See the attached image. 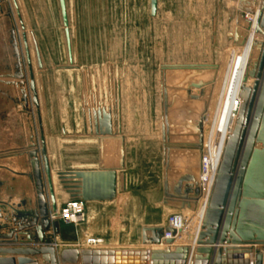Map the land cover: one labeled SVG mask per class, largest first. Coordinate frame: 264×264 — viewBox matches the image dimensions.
Segmentation results:
<instances>
[{
	"label": "water",
	"instance_id": "water-1",
	"mask_svg": "<svg viewBox=\"0 0 264 264\" xmlns=\"http://www.w3.org/2000/svg\"><path fill=\"white\" fill-rule=\"evenodd\" d=\"M16 10L21 43L10 12L3 9L0 0V19L7 20L12 53V73L0 74V79L18 90L14 105L22 103L28 116L33 105L39 128V140L30 128V144L25 153L9 157H28L30 171L26 175L33 187L32 205L27 211H15L10 218L0 216V264H264V251L256 253L253 247L264 248V0H238L234 14L236 28L229 38L234 48H244L254 29L252 54L240 91L242 101L238 119L229 136L215 184L198 234L195 250L185 247L166 250L114 251L67 249L59 253L47 235L54 232L62 240V223L52 221L58 211L53 170L48 150L43 116L33 65L28 33L17 0H11ZM261 1V2H260ZM66 40L68 62L57 70L72 71L75 65L70 20L66 0H59ZM152 18H157L159 0H150ZM249 16L257 17L256 22ZM233 18L230 20L232 21ZM37 67L44 63L35 36ZM22 48L24 54H22ZM218 65L173 64L162 66V148L164 166L163 205L180 211L197 212L203 190L198 171H202L205 141V119ZM185 75L186 80L170 84L171 74ZM212 74L211 80L202 77ZM214 77V79H213ZM252 80V86L248 82ZM6 83V82H4ZM198 91V94H195ZM84 129L98 139L99 169L95 171L57 172L59 184L69 200L84 203H113L118 199L122 185L126 187V138L115 125L114 112L104 107L83 111ZM119 145L112 158L106 150L111 142ZM182 230L171 225L144 227L142 245L145 247H172ZM75 243L76 241H65ZM219 247V248H214ZM235 247H246L236 249ZM245 249V250H243Z\"/></svg>",
	"mask_w": 264,
	"mask_h": 264
},
{
	"label": "rangeland",
	"instance_id": "rangeland-1",
	"mask_svg": "<svg viewBox=\"0 0 264 264\" xmlns=\"http://www.w3.org/2000/svg\"><path fill=\"white\" fill-rule=\"evenodd\" d=\"M121 1L125 0H95L96 10L99 14L102 10H110V15H117ZM85 2L72 0V6L75 7V3L81 6ZM137 2L143 10V18L138 20L142 26H137V38L141 41L73 43L75 65L80 69L61 71L56 68L69 62L56 3L53 5L52 0H20L56 188L61 187L57 172L88 171L99 167L98 139L90 136L93 128L89 121L88 135L85 134L84 110L111 109L118 131L128 138L126 187L121 184L118 201L96 205V210H90L92 217L87 215V221L79 226L83 230L80 242L87 244L90 238L101 239L103 248L115 247L112 239L117 236L124 239L131 234L136 238L142 226L155 223L160 216L169 220V214L185 213L163 205L162 66L204 64L220 67L205 119L206 137L215 129L219 132L218 139L231 109L233 77L237 76L245 58L244 48H234L233 42L229 41L236 28L237 0H216V3L214 0H162L155 22L149 16L150 0ZM3 9L12 14L19 31L12 1L3 0ZM72 13L76 19L85 14L73 9ZM1 22L5 23L3 19ZM106 22V27L97 30L108 31L110 38H130V33H125L121 25L122 19L111 17ZM4 23H0V32ZM92 30L91 27H80V36L86 38ZM0 34L1 39L3 33ZM32 34L40 48L43 71L37 67ZM3 39L0 49L10 46L6 42L7 36ZM253 40L249 39V43ZM20 44L22 47L21 41ZM118 91H121V102L117 98ZM15 96L19 97L18 90H15ZM19 105L23 108L21 114L27 115L21 102L14 106L16 113ZM31 108V116L27 115L28 128L29 131L32 129L37 143L36 108L33 105ZM96 139L97 144H92ZM67 200L63 199L58 207ZM166 208L169 214L163 212ZM49 235V242L54 244V232ZM85 247L81 245L82 249Z\"/></svg>",
	"mask_w": 264,
	"mask_h": 264
},
{
	"label": "crops",
	"instance_id": "crops-1",
	"mask_svg": "<svg viewBox=\"0 0 264 264\" xmlns=\"http://www.w3.org/2000/svg\"><path fill=\"white\" fill-rule=\"evenodd\" d=\"M20 8V0H17ZM67 6H68V13H69V20H70V30H71V38L72 43L77 42H110V41H129V42H139L142 39L137 38V26H142L141 23L138 22L139 19L143 18L142 15V7L137 0H125L121 1V4L119 5V10L117 11V15H110V10H102V14H99V10H96V3L95 0H86L85 3H83L81 6H79V3H75V7L72 6V0H66ZM238 1V0H237ZM216 3V0H214ZM261 2V1H260ZM13 3V2H12ZM53 3V0H52ZM56 3V4H55ZM161 3L162 0H159V9H158V16L160 15V9H161ZM56 5L57 8L60 11V4L59 0H55L53 5ZM151 6V5H150ZM237 6V2H236ZM55 7V6H54ZM72 9L75 11L82 10L85 12L79 19H76L73 17ZM61 15V11H60ZM149 16L152 21H156V18L151 17L150 7H149ZM84 17V18H83ZM111 17H118L119 19L123 20V23L121 24L124 26L125 33L128 34L130 38H110L108 31H99L97 28L100 27H106L108 23L106 22L107 19H110ZM1 19L5 21L1 22ZM0 19V23H4V26L1 28L3 33L1 36V39L3 42V36H7L6 42L9 43L10 37L7 30V20L3 16ZM82 19V21H81ZM85 22H84V20ZM62 20V17H61ZM24 21V20H23ZM12 22L15 24V22L12 20ZM25 23V22H24ZM19 24V23H18ZM26 26V25H25ZM18 27V26H17ZM63 27V23H62ZM80 27H88L93 28L92 31L88 34L86 38L84 36H80ZM130 28H132L130 30ZM129 29V31H128ZM64 31V29H63ZM1 35V34H0ZM18 35L20 37L22 32L19 31ZM127 35V34H126ZM65 36V34H64ZM254 38V40L258 36H254L253 30L250 32V40L251 38ZM254 36V37H253ZM29 37V36H28ZM259 39H262L261 37H258ZM0 39V40H1ZM66 41V40H65ZM22 51L24 52L23 48ZM73 47V52H74ZM75 52H74V59H75ZM12 53L10 46L4 47L0 49V74H3V76H7L8 74L12 73ZM10 68V69H9ZM6 82V83H4ZM8 82H13L9 78H2L0 79V216L8 217L15 213V211H27L30 206L32 205V200L34 196L33 187L28 182V179L26 175L30 171L29 167V159L28 157H9L14 155H20L25 153L23 148H26L30 144V131L28 128V120L26 114L22 113V106L19 105L18 111L14 110V102L13 99H15V88L12 86H8ZM123 134V133H122ZM126 138V136H124ZM117 143V144H115ZM117 145H119L118 141L111 142V147L106 150L108 158H112L117 149ZM126 145L127 139H126ZM113 148V149H110ZM128 146L126 147V149ZM98 164H100V152L98 147ZM127 159V158H126ZM128 160V159H127ZM126 160V161H127ZM97 169H92L88 171H95ZM122 184V180H121ZM120 195V192H119ZM118 195V198H119ZM118 201V199L116 200ZM115 201V202H116ZM114 203V202H113ZM104 203H87L86 205V212L87 215L92 217V214L90 213V210H96V205H101ZM169 209H171L169 207ZM164 213H168V208L166 210H163ZM94 214V213H93ZM173 214H169V218ZM90 217V218H91ZM96 218V217H95ZM160 219L156 221L155 223L148 224L146 226H142L139 234L135 238V236L129 234V236L125 237L124 239H121V237L117 236V239H112V243L115 244V247H113V250L116 251H141L146 250L144 246L142 245V229L144 227H165L168 225V218L164 219L163 216L159 217ZM91 220H93L91 218ZM1 221V220H0ZM114 227H112L113 229ZM111 229V231H112ZM83 234V230L81 228H74L72 226H66L62 224V240L56 238L55 243L59 240L63 242L65 245H73V243H68L65 241H73L75 240L76 245H78L81 248V245L87 246L86 244H83L81 241V237ZM50 235L48 234L47 237ZM115 236V235H114ZM101 241V239H100ZM117 241V242H115ZM115 242V243H114ZM124 244V245H123ZM100 246L103 245V241H101ZM118 245V246H117ZM139 245V246H138ZM114 246V245H113ZM180 246H164L162 247L163 250H166L168 248L175 249ZM185 248H190V245L188 246H181ZM153 248H156L155 246ZM198 248V246H197ZM219 248V247H214ZM148 251H151L152 248H148ZM254 251L256 253H261L264 251L263 247H254ZM39 264H44L41 259L38 260ZM254 256L252 257V263L255 264ZM148 264H152L151 261L148 262Z\"/></svg>",
	"mask_w": 264,
	"mask_h": 264
},
{
	"label": "bare ground",
	"instance_id": "bare-ground-1",
	"mask_svg": "<svg viewBox=\"0 0 264 264\" xmlns=\"http://www.w3.org/2000/svg\"><path fill=\"white\" fill-rule=\"evenodd\" d=\"M249 19L252 20L254 22V24H255L257 17L249 16ZM253 32H254V30H253ZM258 37H260V36H258ZM252 42H250V43L248 42V44L244 47L245 58L242 61V67L240 68V70H238V71L236 70L237 71V73H236L237 76L233 77V78H235V83H234L233 94H232L231 109H230V111H228L227 118H226V120H225V122H224V124L222 126L223 128H222V131H221V136L217 139V137H218L217 134L219 132L217 130L215 131V129H212L210 134H209V136H207V137H206V133H205L204 149H205L207 155L208 156L210 155L209 156L210 160H209V163H208V173L206 174V182L207 183H205V187H204L205 190H204V192L202 194V198H201V200L199 202L198 210H197V212H193V213L190 210H186L185 211L186 214L184 213V214H173L172 215V216H175V215L179 216V217H177V220L175 222H173V224H172L173 227H175L177 230H182L183 231L182 234L178 235L176 243L173 245L175 247L176 246H180L181 247V246L190 245V247L193 250H195L197 248L196 240H197L198 234H199V232L201 230L202 222H203V219H204L207 207H208V202H209L211 194H212L211 192L213 190V189H211V185H212L213 180L215 179V174H216L217 168H218V166H219V164L221 162V159H222V156H223V153H224V149H225L227 140H228L229 136L231 135V133L233 132V129L235 128V125H236V122H237V119H238L239 110H240V107H241V104H242V101L240 99V91H241V87L243 85V78H244L245 73H246V68H247L248 62L250 60L252 51H253ZM233 50H234V48H233ZM0 62H1V60H0ZM219 71H220V67H219V70L216 73H214V74L217 75V73ZM186 78L187 77H185V75H183V73L182 74H177V73L174 74L173 73V74L169 75L168 81H169L170 84H177V83L185 81ZM202 79L205 80V81L206 80H211L212 79V74L206 75V76L202 77ZM213 79H214V77H213ZM215 80H216V78H215ZM231 82H232V80H231ZM252 84H253V81L250 80L248 82V86H252ZM231 85H233V84L231 83ZM227 90L228 89H226V91ZM120 92L121 91H118L117 98L121 102V100H120V95H121ZM231 93H232V91H231ZM195 94H198V92L195 91ZM223 100H225V99H223ZM224 102L227 103L226 101H224ZM223 109L221 111H223ZM225 111H227V110H225ZM205 127H206V124H205ZM95 143L97 144V139L94 140V142H92V144H95ZM115 144H117V143H115ZM110 149H113V148H110ZM54 172H55V170L53 168V178H54ZM198 174L200 176V179H202V171L201 172L198 171ZM54 186H55V191H56V197H57L58 205H60L62 203L63 199L64 200H66V199L69 200L70 199L69 196L66 195L65 192L62 190V187H58L59 189L56 188V182L55 181H54ZM168 225H170L169 221H168ZM83 239H84V237H83ZM100 243H101L100 240L94 239V238L93 239L90 238L89 241L87 242L88 245L86 244L87 246L85 248H83V249L113 250L111 247L110 248H103L104 246L98 245ZM56 244H57V248H58L59 253H62L64 250H67V249H82L78 245H76V243H73V245H65L63 242L58 240L56 242ZM83 244H85V243L83 242ZM162 247H164V246H161V247H157L156 246V248L145 247L144 246V248L146 250L148 248H152V250H156V249L158 250V249H162ZM235 248L236 249H240V248L242 249V248H246V247H235ZM243 250H245V249H243ZM114 251H116V250H114Z\"/></svg>",
	"mask_w": 264,
	"mask_h": 264
},
{
	"label": "built area",
	"instance_id": "built-area-1",
	"mask_svg": "<svg viewBox=\"0 0 264 264\" xmlns=\"http://www.w3.org/2000/svg\"><path fill=\"white\" fill-rule=\"evenodd\" d=\"M210 156V155H209ZM204 150V156H203V165H202V190L204 192L205 190V183L206 182V174L208 173V163L210 160L209 157ZM218 170V168H217ZM217 171L215 174V179L212 182L211 189H213L215 180H216ZM86 205L87 203H84L79 200H68L64 204L58 207V211L56 213H52L51 220L59 221L62 224L66 226H72L74 228H78L79 226L83 225L87 221V212H86ZM177 215L171 216L169 219V224L173 226V222L177 220ZM100 240V239H98ZM102 241V240H101ZM57 247V244L54 243Z\"/></svg>",
	"mask_w": 264,
	"mask_h": 264
}]
</instances>
